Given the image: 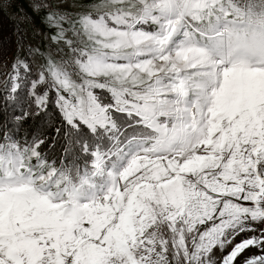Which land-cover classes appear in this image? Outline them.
Returning a JSON list of instances; mask_svg holds the SVG:
<instances>
[{"label":"snow or ice","instance_id":"1","mask_svg":"<svg viewBox=\"0 0 264 264\" xmlns=\"http://www.w3.org/2000/svg\"><path fill=\"white\" fill-rule=\"evenodd\" d=\"M24 2L0 264H264V0Z\"/></svg>","mask_w":264,"mask_h":264},{"label":"trees","instance_id":"2","mask_svg":"<svg viewBox=\"0 0 264 264\" xmlns=\"http://www.w3.org/2000/svg\"><path fill=\"white\" fill-rule=\"evenodd\" d=\"M0 2H2V0H0ZM10 7L5 6L3 9H0V53L4 54L9 59V61L17 53L16 28L18 24V18L9 13ZM21 26L25 27L24 25ZM12 114L14 115L15 113ZM6 118H9L7 114L0 112V126H2L3 121ZM8 127H13V124L9 123ZM44 131H48V129L41 120L29 119L22 124L18 135L22 138L24 136L33 135ZM52 155L53 158L59 155V148H57V150L53 152Z\"/></svg>","mask_w":264,"mask_h":264},{"label":"rangeland","instance_id":"3","mask_svg":"<svg viewBox=\"0 0 264 264\" xmlns=\"http://www.w3.org/2000/svg\"><path fill=\"white\" fill-rule=\"evenodd\" d=\"M20 7L28 9V11L31 12V9L28 8V4L25 3L24 0H16V2L12 3V6L9 8V13L18 18L19 13L17 12V9H19ZM34 24L37 29L41 31H47V29L44 27V25L41 23L38 17L35 18ZM24 26L26 27L27 25ZM38 39L39 38L33 39L31 31L29 32V40L32 43H36Z\"/></svg>","mask_w":264,"mask_h":264}]
</instances>
